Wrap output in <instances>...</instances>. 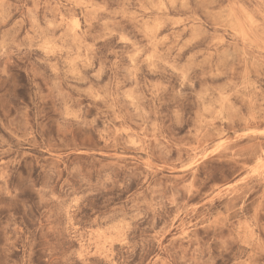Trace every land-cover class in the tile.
<instances>
[{
	"label": "rangeland",
	"instance_id": "374dc122",
	"mask_svg": "<svg viewBox=\"0 0 264 264\" xmlns=\"http://www.w3.org/2000/svg\"><path fill=\"white\" fill-rule=\"evenodd\" d=\"M0 264H264V0H0Z\"/></svg>",
	"mask_w": 264,
	"mask_h": 264
}]
</instances>
